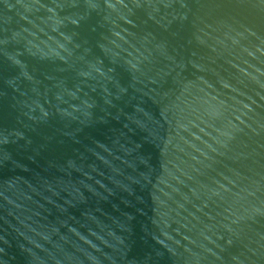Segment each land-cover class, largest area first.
Wrapping results in <instances>:
<instances>
[{
	"label": "water",
	"instance_id": "water-1",
	"mask_svg": "<svg viewBox=\"0 0 264 264\" xmlns=\"http://www.w3.org/2000/svg\"><path fill=\"white\" fill-rule=\"evenodd\" d=\"M0 264H264V0H0Z\"/></svg>",
	"mask_w": 264,
	"mask_h": 264
}]
</instances>
